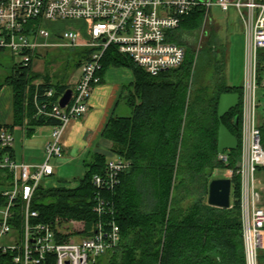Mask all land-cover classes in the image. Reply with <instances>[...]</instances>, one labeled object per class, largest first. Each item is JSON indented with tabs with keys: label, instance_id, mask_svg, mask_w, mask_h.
I'll return each mask as SVG.
<instances>
[{
	"label": "trees",
	"instance_id": "16d2710c",
	"mask_svg": "<svg viewBox=\"0 0 264 264\" xmlns=\"http://www.w3.org/2000/svg\"><path fill=\"white\" fill-rule=\"evenodd\" d=\"M203 15V9L193 11L173 34L172 40L185 51L184 61L177 69L152 77L114 46L101 58L99 77L108 67H126L134 80L126 88L130 92L123 96L130 116H111L101 134L112 143L114 156L129 164L112 192L101 191L102 198L114 207L121 242L94 264H245L239 178L235 174L232 177L229 209L215 208L206 202L213 172L236 168L238 150L229 152L227 166L217 160V106L222 94L241 96V86L227 85L216 61L209 63L214 78L209 84L201 83L202 73H197L196 59L180 33L199 32ZM214 39L212 36L207 44L209 57L217 51ZM90 52L83 49L74 68H80ZM30 66L14 67L4 83L12 92V125H26L27 134L37 127L57 123L35 117L33 102L42 105L49 89L55 90L51 98L54 102L70 87L63 80L53 82L47 75H29ZM263 73L264 49L258 52L260 79ZM39 78L36 86L33 82ZM236 116L240 121L239 105L221 122L238 138L239 126L236 130L233 125ZM259 128L264 150V116L259 120ZM84 166L86 172L76 188L39 187L32 200L39 221L51 224L62 239L88 236L97 221L93 211L97 193L93 178L105 173L106 161L95 155ZM258 174L262 175L264 186V166ZM10 179L8 172H0V185L8 184ZM37 199L43 201L36 203ZM2 201L0 198V205ZM258 260L264 264V251L259 253Z\"/></svg>",
	"mask_w": 264,
	"mask_h": 264
},
{
	"label": "built area",
	"instance_id": "2783aa9c",
	"mask_svg": "<svg viewBox=\"0 0 264 264\" xmlns=\"http://www.w3.org/2000/svg\"><path fill=\"white\" fill-rule=\"evenodd\" d=\"M213 7L223 13L233 10L242 25L239 154L235 171L226 168L222 173L231 180V193L233 175L239 178L244 262L259 264V253L264 251V186L258 169L264 166V150L257 93L258 52L264 49V0H0V55L19 57L22 69L32 64L41 49L91 50L69 87L72 96L65 108L58 105L62 94L51 101L54 89L45 91L47 99L42 105L33 102L35 117L57 122L43 146V162L16 163L10 153L13 132L0 127V172L11 175L8 184L0 185V264H94L120 245L114 207L102 198L101 191L112 192L119 184V175L129 166L125 160L114 156L106 162L105 173L93 178L97 221L88 236L60 238L56 228L39 221L32 200L39 187H53L52 183L47 186L48 178L54 176L50 161L63 155L61 138L68 122L81 119L88 111L90 96L101 83L98 72L104 52L116 47L152 77L177 69L185 51L172 42L174 32L193 11L203 9L205 16L211 15ZM60 21L84 22L86 38L75 30L58 33L47 24ZM229 152L217 155V160L227 166Z\"/></svg>",
	"mask_w": 264,
	"mask_h": 264
},
{
	"label": "crops",
	"instance_id": "0c3cea01",
	"mask_svg": "<svg viewBox=\"0 0 264 264\" xmlns=\"http://www.w3.org/2000/svg\"><path fill=\"white\" fill-rule=\"evenodd\" d=\"M236 21L238 23L233 27L232 35L242 37V25L238 18ZM133 80L132 71L126 67H108L104 71L101 83L94 88L90 96L87 113L79 120H70L64 130L61 138L63 155L53 163V186H76L86 172L84 164L95 155L103 157L106 162L114 157L111 151L112 143L102 138L101 134L111 116H130L131 110L123 96ZM12 120V92H2L0 127L4 126L10 129L13 135H18L19 145L14 142L10 152L13 160L18 164H39L43 146L49 140L51 132L46 134L43 126L27 134L26 125H12Z\"/></svg>",
	"mask_w": 264,
	"mask_h": 264
},
{
	"label": "rangeland",
	"instance_id": "374dc122",
	"mask_svg": "<svg viewBox=\"0 0 264 264\" xmlns=\"http://www.w3.org/2000/svg\"><path fill=\"white\" fill-rule=\"evenodd\" d=\"M215 1V0H213ZM211 15H203V22L199 32L194 34L180 33L186 44L193 52V58L196 59V71L198 74L202 73L201 83L206 85L210 83L211 78H214L213 69L211 66L215 61L221 69V76L224 82L229 86H241L243 82V38L240 36H233V27L237 26L236 14L233 10L228 13H223L216 7H213L210 11ZM53 27L56 32L62 33L65 30H75L81 38L87 36V25L82 21H60L47 23ZM179 34V32L177 33ZM214 36V42L217 47L216 53L213 57H209L208 41ZM173 43H176L172 40ZM178 44V43H176ZM83 49L74 48L71 49L66 46L50 47L47 49H41L38 51L36 58L33 60L29 75H37L38 77H50L53 82L64 81L67 86L73 85L79 74L80 68H74V64L78 60V55ZM213 55V54H212ZM20 58L17 56H10L7 54L0 55V94L2 92H11L10 88L4 83L6 78L13 74V68L18 66ZM212 63V64H209ZM35 79L33 83L38 84L41 80ZM259 90L257 93L258 118L261 120L264 116V80L259 78L258 74ZM29 90L27 89L26 92ZM130 92V90L125 91ZM124 94V96H125ZM126 103V100L123 98ZM29 102V101H28ZM27 106L28 103H26ZM127 104V103H126ZM128 106V105H127ZM128 108H130L128 106ZM118 115V113H117ZM45 133L51 132L50 126L43 127ZM15 145L18 144V135L14 134ZM19 145V144H18ZM116 157V156H115ZM44 157L41 156L40 162H43ZM55 159L50 161L53 165ZM262 180V175L259 176ZM213 178H223L221 170H215L213 172ZM55 181L54 176L48 178L47 186L51 185V182ZM50 183V184H49ZM78 186H50V188H64L74 189ZM49 188V187H48ZM36 203H41L43 200L37 199ZM104 260V259H103Z\"/></svg>",
	"mask_w": 264,
	"mask_h": 264
},
{
	"label": "water",
	"instance_id": "95a60500",
	"mask_svg": "<svg viewBox=\"0 0 264 264\" xmlns=\"http://www.w3.org/2000/svg\"><path fill=\"white\" fill-rule=\"evenodd\" d=\"M72 96L71 88H67L58 105L60 108H65ZM238 93H225L220 95L217 106V119L219 127L217 132V155L222 154L224 151H236L238 148L237 137L230 133V131L221 122L222 117L234 110L239 105ZM234 128L237 130L239 126V119L236 116L233 119ZM230 194H231V180L229 178H213L208 184L207 190V204L209 206L229 209L230 208Z\"/></svg>",
	"mask_w": 264,
	"mask_h": 264
}]
</instances>
